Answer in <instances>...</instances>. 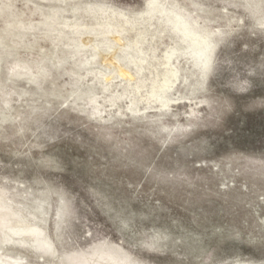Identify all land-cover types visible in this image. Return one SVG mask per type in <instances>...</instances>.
Segmentation results:
<instances>
[{"label":"rangeland","instance_id":"obj_1","mask_svg":"<svg viewBox=\"0 0 264 264\" xmlns=\"http://www.w3.org/2000/svg\"><path fill=\"white\" fill-rule=\"evenodd\" d=\"M195 1L216 30L209 70L188 61L175 100L150 108L143 88L131 111L120 29L91 12L140 21L147 0H0V195L54 251L13 236L0 263L108 244L128 264H264V0Z\"/></svg>","mask_w":264,"mask_h":264},{"label":"bare ground","instance_id":"obj_2","mask_svg":"<svg viewBox=\"0 0 264 264\" xmlns=\"http://www.w3.org/2000/svg\"><path fill=\"white\" fill-rule=\"evenodd\" d=\"M190 4L193 6L192 11H189L184 5H180L178 0H147L140 21L131 19L129 15L122 12L104 13L103 10H100L99 13L91 12L94 19L97 20L99 17L105 19L100 22L96 21L97 25L103 26L105 29L112 26L120 29V33H117L114 40L119 45L117 49L120 55H117L116 52H112V54L117 62L123 64L119 66V74L127 82L133 81L132 85H129L131 89L125 88V92L121 93V95H125L130 92L134 95L129 104L131 111L136 110L137 101L141 100V96L138 99L135 96L140 94L143 88L146 89L142 99L150 108L156 105L166 107L175 100L168 95V92L179 80L180 71L184 69L188 61L196 68L199 76L205 75L209 70L214 50L211 35L216 30L206 28L202 4L195 0H191ZM0 10L9 16L10 6H2ZM116 17H119L120 20L112 23V19ZM70 26L74 29L73 33L77 35L81 24L74 20ZM129 33L132 35L129 36ZM15 36L10 32L5 34L7 38ZM164 38L167 39V42ZM71 40L74 41L75 37ZM158 42L164 45L160 55L156 54ZM77 46L79 47V45ZM96 46L94 45V47ZM181 64L184 65L181 66ZM11 72L15 74L16 70ZM118 97L111 96L110 101L114 102ZM93 99L90 96L88 102H93ZM93 111L95 113L98 110L93 107ZM16 216L17 213L2 201L0 195V241H10L13 236H19L29 239L32 245L41 252L53 254L51 242L44 237L42 228L34 223L23 222ZM12 218L14 219L12 220ZM63 260L67 264H128L130 257L118 248L101 244L86 253H66L63 255Z\"/></svg>","mask_w":264,"mask_h":264}]
</instances>
